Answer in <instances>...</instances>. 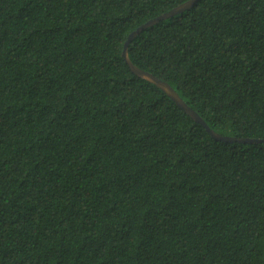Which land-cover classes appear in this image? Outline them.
I'll use <instances>...</instances> for the list:
<instances>
[{
	"label": "trees",
	"instance_id": "16d2710c",
	"mask_svg": "<svg viewBox=\"0 0 264 264\" xmlns=\"http://www.w3.org/2000/svg\"><path fill=\"white\" fill-rule=\"evenodd\" d=\"M188 1L0 0V264H264V142L124 59ZM128 54L264 140V0H200Z\"/></svg>",
	"mask_w": 264,
	"mask_h": 264
},
{
	"label": "water",
	"instance_id": "95a60500",
	"mask_svg": "<svg viewBox=\"0 0 264 264\" xmlns=\"http://www.w3.org/2000/svg\"><path fill=\"white\" fill-rule=\"evenodd\" d=\"M200 0H189L185 4H182L181 6L174 8L170 12L149 21L148 23L142 25L140 28H138L135 32L131 33L128 37V40L125 44L124 49V59L127 65L129 66L130 70L138 77L148 80L149 82L153 83L157 87H159L162 91H164L186 114H188L195 122L201 124L209 133L210 135L218 140L223 142H239V143H262L264 140H255V139H238L234 137H225L221 136L220 134H217L213 130L210 129V127L207 125V123L196 113L192 108L188 106V104L180 97V95L173 89V87L168 84L165 81H162L158 77L154 76L153 74H150L146 71H143L136 67L132 61L129 58L128 49L131 44V42L142 32H144L146 29L158 24L160 21L167 20L171 17H174L178 14H181L189 9H191L196 3H198Z\"/></svg>",
	"mask_w": 264,
	"mask_h": 264
}]
</instances>
